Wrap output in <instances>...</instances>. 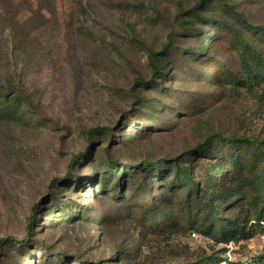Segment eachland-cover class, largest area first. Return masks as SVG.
Segmentation results:
<instances>
[{"label": "rangeland", "instance_id": "obj_1", "mask_svg": "<svg viewBox=\"0 0 264 264\" xmlns=\"http://www.w3.org/2000/svg\"><path fill=\"white\" fill-rule=\"evenodd\" d=\"M198 1L0 0V83H14L38 112V116L27 114L0 122V243L14 240L4 247L0 264H31L28 258L42 264L41 247L64 258L60 264H79L73 262L77 258L98 264H193L211 255L248 263L252 257L264 255V234L225 243L187 228L150 231L148 224L112 201L115 194L111 189L93 198L73 195L72 182L57 185L55 194L51 189L53 179L69 177L71 156L86 147L80 132L101 130L119 121V112L128 105L130 84L150 77L148 48L162 51L168 34L180 29L178 19ZM229 4L253 25L264 26V2L230 0ZM204 15L216 19L220 14ZM134 36L141 43L132 42ZM178 44L191 48L198 41L185 38ZM223 52L218 51L217 56L229 64L231 56ZM167 61L165 58L161 65ZM171 63L175 65L174 82L164 86L174 95L162 101L182 110L179 101L189 90L185 88L192 91V84L181 67L184 64L197 71L201 66L190 58L174 56ZM140 93L159 97L155 92ZM161 117L171 119L174 126L133 132L132 142L118 151L110 137L97 132L91 151L94 160L108 147L113 148L114 159L134 164L176 157L215 133L262 136L264 90L228 93L224 100L194 116L169 113ZM126 133L131 132H113L116 136ZM84 168L70 174L76 179L77 173L86 176L94 170V166ZM66 186L61 201L70 204V198L71 203L85 206L86 217L67 221L68 217L57 218L52 210L48 213L49 195L57 197ZM129 187L120 190L126 198ZM38 202L45 208L30 237L28 220ZM28 238L25 257L15 242Z\"/></svg>", "mask_w": 264, "mask_h": 264}, {"label": "trees", "instance_id": "obj_2", "mask_svg": "<svg viewBox=\"0 0 264 264\" xmlns=\"http://www.w3.org/2000/svg\"><path fill=\"white\" fill-rule=\"evenodd\" d=\"M229 1L199 0L178 19L180 29L168 34V43L162 51L148 48L150 77L137 78L130 84L128 105L119 112V121L101 130L83 129L80 132L86 147L71 156L68 178L51 181L53 194L57 185L70 182L75 183L71 193L81 198H85L82 193L93 198L100 192L105 195L111 189L110 192L115 194L112 201H118L143 225L148 224V230L155 232L165 228H187L225 243L248 240L256 233L264 234V135L215 133L176 157L142 160L134 164L114 159L112 147L101 151L95 160L91 153L97 132L110 137L111 142L119 146L115 148L118 151L132 142L133 132H155L174 126L171 119L163 121L161 116L169 113L176 117L184 113L194 116L214 102L224 100L228 93L264 90V26L250 23ZM211 12L220 15L216 19L206 18L204 13ZM185 38L198 41L197 47L184 48L178 44ZM132 42L141 43L136 36ZM220 50L231 56L229 64L217 56ZM162 54L166 56L161 57ZM172 56L182 60L190 58L201 66L197 71L188 65L181 67L188 77L187 82L192 84V91L185 88L189 90L179 101L182 110L163 102L174 95L164 86L174 82ZM165 58L168 61L162 66L161 61ZM142 91L155 92L159 97L141 96ZM27 114L38 116L31 101L14 83L10 86L0 83V122L15 121ZM124 130L131 133L113 134ZM88 166H94V170L92 168L86 176L77 173L75 179L70 174L83 167L88 170ZM129 185L130 196L126 198V193L120 190ZM66 191L67 186L56 193L57 197L49 195L51 206L48 213L52 210V213H58L57 218L65 220L68 217L67 221L86 217L85 206L71 203L70 198L67 199L70 204L61 201ZM44 208L41 202L33 207L27 225L30 237L34 235L36 221L37 224L42 221L39 215ZM27 241L30 238L15 242L25 257L28 253L23 248ZM13 242V239L1 241L0 256L4 247ZM39 251L44 253L42 264L64 262L60 255L51 254L48 247H41ZM252 258L244 263L211 255L199 258L193 264H264V255ZM27 261L35 264L29 258ZM73 262L98 264L92 261L82 263L78 258Z\"/></svg>", "mask_w": 264, "mask_h": 264}]
</instances>
